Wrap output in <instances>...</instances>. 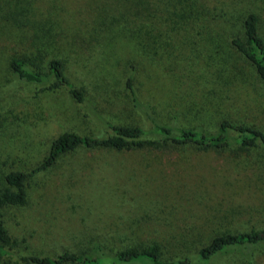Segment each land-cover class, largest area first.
I'll use <instances>...</instances> for the list:
<instances>
[{"label":"rangeland","instance_id":"rangeland-1","mask_svg":"<svg viewBox=\"0 0 264 264\" xmlns=\"http://www.w3.org/2000/svg\"><path fill=\"white\" fill-rule=\"evenodd\" d=\"M250 10L264 32V0H0V177L34 168L63 132L143 124L128 77L173 126L213 129L227 115L264 130L259 78L230 44ZM14 56L43 67L62 59L85 101L17 80ZM27 191L25 206L0 208L19 255L100 242L114 251L157 244L164 259L194 258L217 235L264 229V147L78 148ZM255 261L264 264V247ZM210 264L244 262L229 253Z\"/></svg>","mask_w":264,"mask_h":264},{"label":"trees","instance_id":"trees-1","mask_svg":"<svg viewBox=\"0 0 264 264\" xmlns=\"http://www.w3.org/2000/svg\"><path fill=\"white\" fill-rule=\"evenodd\" d=\"M230 44L259 78L264 96V32L256 11L250 10L245 14L242 19V36L232 38ZM8 68L17 80L39 85L37 92L63 89L78 103H83L86 99L84 89L67 77L65 64L60 58H50L43 67L36 57L14 56L10 59ZM126 86L143 124L106 122L109 132L100 135H82L74 131L61 133L51 142L47 156L34 168L10 170L0 177V208L25 206L28 202L27 185L30 179L37 173L50 169L62 156L78 148L121 151L193 146L201 151L211 149L225 152L264 147V130L261 127L240 122L227 115L221 116L213 129L166 123L151 104L138 99L131 77H128ZM146 123L149 124L148 128ZM18 244L19 240L9 233L0 220V264H210L215 257L229 253L241 255L244 264H256L255 253L264 247V229L217 235L201 247L194 258L180 256L164 259L157 244L114 251L95 242L86 250H66L54 256L19 255L15 251Z\"/></svg>","mask_w":264,"mask_h":264}]
</instances>
